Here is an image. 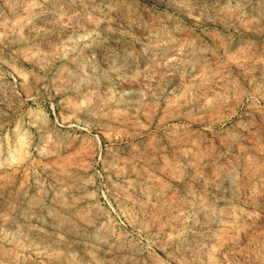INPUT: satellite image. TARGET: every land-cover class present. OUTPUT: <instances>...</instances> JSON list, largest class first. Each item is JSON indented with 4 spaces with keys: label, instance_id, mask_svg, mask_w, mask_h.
Wrapping results in <instances>:
<instances>
[{
    "label": "clouds",
    "instance_id": "clouds-1",
    "mask_svg": "<svg viewBox=\"0 0 264 264\" xmlns=\"http://www.w3.org/2000/svg\"><path fill=\"white\" fill-rule=\"evenodd\" d=\"M0 264H264V0H0Z\"/></svg>",
    "mask_w": 264,
    "mask_h": 264
},
{
    "label": "rangeland",
    "instance_id": "rangeland-1",
    "mask_svg": "<svg viewBox=\"0 0 264 264\" xmlns=\"http://www.w3.org/2000/svg\"><path fill=\"white\" fill-rule=\"evenodd\" d=\"M88 161H84V163H87Z\"/></svg>",
    "mask_w": 264,
    "mask_h": 264
}]
</instances>
